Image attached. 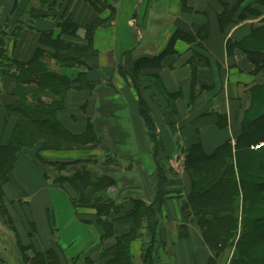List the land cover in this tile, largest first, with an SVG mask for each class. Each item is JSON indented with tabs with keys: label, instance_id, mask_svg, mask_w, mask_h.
Instances as JSON below:
<instances>
[{
	"label": "crops",
	"instance_id": "0c3cea01",
	"mask_svg": "<svg viewBox=\"0 0 264 264\" xmlns=\"http://www.w3.org/2000/svg\"><path fill=\"white\" fill-rule=\"evenodd\" d=\"M67 18L79 26L75 34L61 32L59 20ZM93 25L88 42L86 28ZM263 29L264 0H0V36L7 37L8 60L26 64L38 49L54 55L60 48L71 64L60 67L59 74L72 86L58 121L72 136L90 135L89 121L99 137L59 151L27 142L4 158L1 150L16 136L23 141L29 126L15 109L22 86L16 87L13 71L0 72V264H113L110 250L128 226L113 223L114 234L104 236L95 212L74 205L76 187L57 184V176L37 157L90 160L93 167L96 160L110 163L104 155L118 147L121 158L133 159L118 161L122 178L109 189L110 196L118 198L116 204L129 196L149 204L155 165L139 97L153 120L158 160L176 175L160 210L162 247L156 264H230L233 248L213 257L194 222L185 224L186 236L180 237L182 205L202 175L186 169V154L191 150L200 162L214 154L211 161L218 163L230 153L238 177L237 154L246 151L243 127L260 109L264 93V66L248 58L245 43ZM47 62L57 69L54 61ZM118 63L137 73L139 91L118 73ZM111 100L118 107L117 125L101 120L100 109ZM116 127L117 146L110 139ZM122 180L134 190L127 191ZM147 241H131L132 264H142Z\"/></svg>",
	"mask_w": 264,
	"mask_h": 264
},
{
	"label": "trees",
	"instance_id": "16d2710c",
	"mask_svg": "<svg viewBox=\"0 0 264 264\" xmlns=\"http://www.w3.org/2000/svg\"><path fill=\"white\" fill-rule=\"evenodd\" d=\"M58 26L62 33L70 35L79 29V26L68 18L60 19ZM21 27L19 24L18 28ZM96 28L97 25L86 28L88 42ZM6 39V36H0V72L13 71L16 87L22 86L20 91L23 93L16 94L15 109L26 122L25 126H29L27 127L29 130L23 133L25 140L17 139L21 136L18 134L10 147L1 150L3 157L12 153L15 155L26 147L27 142L32 143L31 148L36 142H42L40 150L59 151L85 146L96 138L98 140L99 137L94 131L95 125L89 121L87 127L92 137L86 135L88 132L84 136H72L58 121L57 111L62 107L63 97L72 86L69 79L59 74L60 67H68L71 64V60L59 53L58 50L61 49L57 48L54 55H47L38 49L28 63L19 64L8 60ZM245 44L248 58L257 67H263L264 29L252 35ZM51 60L55 62L56 70L48 67L47 61ZM117 71L122 77H128L139 91L141 83L136 82L138 79L134 69L127 70L118 63ZM112 102L111 100L101 107V120L117 125L119 123L115 115L118 107ZM139 113L152 145L150 154L155 165V173L150 182L149 204L133 196L126 197V203L116 204L118 198L110 196L109 189L115 187L122 178L118 170V161L133 159L130 155L121 158L118 147L104 155L106 163H110L105 165V162L96 160L94 162L98 164L93 167L90 166L92 163L90 160L55 162L37 157L43 166L57 176L55 179L57 184L69 182L76 187L78 198L73 200L74 205L95 212L104 236L114 234L113 223L128 226V232L120 236L110 250L113 264H132L129 246L136 238L148 240L142 246V264L157 263V254L161 250L159 247H162L159 229L162 218L160 210L169 195L168 187L176 183L173 169L158 160L159 141L155 135L149 108L141 97ZM118 133L117 127L110 133V139L115 146L118 145L120 138ZM242 138L246 151L237 154L241 159L237 165L238 177L231 164L230 153H223L220 156L222 160L216 163L215 160L211 161L214 154L200 162L195 153L191 150L187 152L186 169L197 170L202 172V175L194 182L197 185L196 190L182 205L184 224L180 226L179 233L180 237L186 236L185 224L194 222L213 252V257L216 258L224 250L233 248L230 264H264V224L261 221L264 219V145L258 149L249 148L250 145L255 147L260 141L264 142V93L260 109L249 117L243 127ZM62 171H67V175H63ZM122 181L127 191L134 190L131 182Z\"/></svg>",
	"mask_w": 264,
	"mask_h": 264
},
{
	"label": "rangeland",
	"instance_id": "374dc122",
	"mask_svg": "<svg viewBox=\"0 0 264 264\" xmlns=\"http://www.w3.org/2000/svg\"><path fill=\"white\" fill-rule=\"evenodd\" d=\"M118 116V115H117ZM67 171H62V174L63 175H67V173H66ZM69 175V174H68ZM263 188H264V185H263ZM264 190V189H263ZM261 221H262V224H264V219H261ZM161 247H159V249H160Z\"/></svg>",
	"mask_w": 264,
	"mask_h": 264
},
{
	"label": "built area",
	"instance_id": "2783aa9c",
	"mask_svg": "<svg viewBox=\"0 0 264 264\" xmlns=\"http://www.w3.org/2000/svg\"><path fill=\"white\" fill-rule=\"evenodd\" d=\"M263 145H264V142H263V143H259V144L256 145L255 147H252V149H253V148L258 149V148H260V147L263 146Z\"/></svg>",
	"mask_w": 264,
	"mask_h": 264
}]
</instances>
